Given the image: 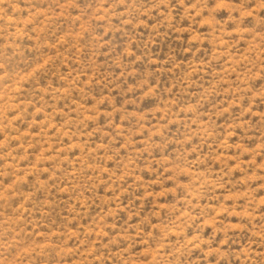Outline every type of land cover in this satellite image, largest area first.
Listing matches in <instances>:
<instances>
[{
    "label": "rangeland",
    "instance_id": "1",
    "mask_svg": "<svg viewBox=\"0 0 264 264\" xmlns=\"http://www.w3.org/2000/svg\"><path fill=\"white\" fill-rule=\"evenodd\" d=\"M0 264H264V0H0Z\"/></svg>",
    "mask_w": 264,
    "mask_h": 264
}]
</instances>
